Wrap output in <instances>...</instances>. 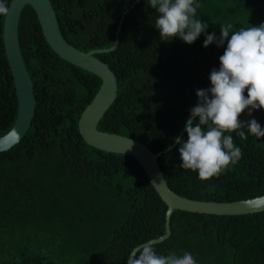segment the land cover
I'll list each match as a JSON object with an SVG mask.
<instances>
[{"label": "trees", "instance_id": "1", "mask_svg": "<svg viewBox=\"0 0 264 264\" xmlns=\"http://www.w3.org/2000/svg\"><path fill=\"white\" fill-rule=\"evenodd\" d=\"M50 1L64 38L81 51L112 48L120 29L117 47L95 55L111 67L119 86L98 129L163 152L161 170L180 196L234 202L264 195V137L248 134L241 140L232 133L242 158L208 181L180 167L174 138L187 137L196 90L211 87L210 72L219 68L227 42L204 47L205 34L192 44L180 37L160 39L154 26L159 14L147 0ZM199 2L197 17L209 24L207 33L220 36L221 23L235 30L264 23V0ZM4 20L0 15V137L18 114ZM19 40L34 83L36 112L25 138L0 152V264H126L133 249L166 233L167 205L136 158L85 142L79 120L102 80L55 53L30 5L20 18ZM252 118L264 127V109L241 115L245 121ZM120 198L129 205L122 223ZM170 224V237L153 244L158 254L189 251L197 264H225L226 257L229 264H264V211L175 210Z\"/></svg>", "mask_w": 264, "mask_h": 264}, {"label": "clouds", "instance_id": "2", "mask_svg": "<svg viewBox=\"0 0 264 264\" xmlns=\"http://www.w3.org/2000/svg\"><path fill=\"white\" fill-rule=\"evenodd\" d=\"M147 3L159 14L154 26L162 40L180 37L192 44L205 34L204 47L213 43L219 47L227 42L219 57V68L210 72L211 87L196 90L198 102L191 107L186 121L187 137L174 138L179 144L180 167L208 181L242 158V149L232 133L241 140H246L248 134L264 137V127L257 119H241L245 112L252 116L253 110L264 109V23L238 30L231 23H221V35L217 36L215 32L207 33L209 24L197 17V10L203 6L199 0ZM9 12L8 0H0V15L8 16ZM126 264H197V260L189 251L158 254L151 243H145L133 249Z\"/></svg>", "mask_w": 264, "mask_h": 264}, {"label": "water", "instance_id": "3", "mask_svg": "<svg viewBox=\"0 0 264 264\" xmlns=\"http://www.w3.org/2000/svg\"><path fill=\"white\" fill-rule=\"evenodd\" d=\"M27 5L32 6L37 13L43 33L55 53L62 59L96 74L102 80L99 91L85 108L79 120V131L85 142L106 152L131 155L136 158L167 205L166 233L145 243L153 245L170 237L171 217L175 210L212 215H245L264 211V195L234 202L201 201L180 196L170 188L161 170L159 156L163 152L156 154L138 140L98 129L100 120L117 99L119 86L111 67L95 55L112 51L117 47L120 29L117 31V40L112 48L81 51L64 38L50 0H12L9 5L10 12L8 16H5L3 39L14 78L18 114L13 127L0 137V152L10 150L25 138L36 112L34 83L24 60L19 40L20 18ZM172 147L165 149L164 152Z\"/></svg>", "mask_w": 264, "mask_h": 264}, {"label": "rangeland", "instance_id": "4", "mask_svg": "<svg viewBox=\"0 0 264 264\" xmlns=\"http://www.w3.org/2000/svg\"><path fill=\"white\" fill-rule=\"evenodd\" d=\"M97 1H99V0H97ZM95 2H96V1H95ZM118 203H119V207L122 208V209H121V214H120V217H119V218H120V221H121V223H122V222L125 221V219L127 218L128 207H129V205H128L127 202H126L124 199H122V198H120V199L118 200ZM121 223H120V224H121ZM108 239H110V237H109ZM224 263H225V264H229L228 257L225 258Z\"/></svg>", "mask_w": 264, "mask_h": 264}]
</instances>
